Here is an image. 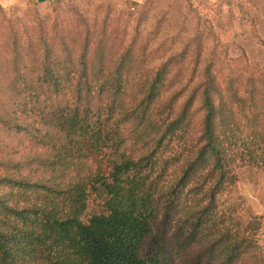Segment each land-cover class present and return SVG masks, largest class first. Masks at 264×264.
Segmentation results:
<instances>
[{
    "label": "trees",
    "instance_id": "trees-1",
    "mask_svg": "<svg viewBox=\"0 0 264 264\" xmlns=\"http://www.w3.org/2000/svg\"><path fill=\"white\" fill-rule=\"evenodd\" d=\"M147 6L127 14L138 20L129 41L111 16L90 21L72 0H57L49 14L0 7V128H50L48 143L65 146L47 160L0 163V264L261 257L255 222L263 218L244 227L220 196L239 168L264 169V98L247 105L249 95H264V67L248 72L245 53L225 72L212 61L184 98L190 84L169 77L175 69L184 77L188 59L198 58L186 45L155 65L159 50L141 30ZM197 103L203 120L191 137ZM97 159L113 172L81 173ZM93 194L103 211L88 217Z\"/></svg>",
    "mask_w": 264,
    "mask_h": 264
},
{
    "label": "rangeland",
    "instance_id": "rangeland-1",
    "mask_svg": "<svg viewBox=\"0 0 264 264\" xmlns=\"http://www.w3.org/2000/svg\"><path fill=\"white\" fill-rule=\"evenodd\" d=\"M72 1L75 5H79L90 21L97 16L98 23H100L105 16H111L110 25L114 23L112 25L121 31L126 29L127 41L130 40L132 29L138 22V20L134 21L135 18H128L127 14H136L143 5L148 4L149 6L145 9L146 16L140 20L141 30H144V36L149 37L151 49L159 50L156 53L155 65L158 66L169 57L179 54L187 47L186 45L191 47L189 49L198 58L197 62L194 58L188 59L184 77L176 74L179 69L173 70L169 77L170 80L181 82L183 85L190 84L191 87L183 94L184 98H187L193 88L203 80L204 69L212 61L225 72L230 67V58L240 57L245 53L246 57L242 59V64L248 67V72L252 69L250 66L264 67V0ZM56 2L57 0H45L44 2L0 0V7L7 11L16 9L17 15L30 14L34 8L41 14H49L56 8ZM57 10L54 14L58 12L62 15L65 12L63 8H60V11ZM118 15L120 19L114 20ZM241 84L245 89L246 85L243 82ZM251 87L252 85L247 88ZM262 88L264 90V87ZM261 97L264 98V95L257 94V97L254 94L249 95L247 105L259 101ZM259 106L264 110V99ZM195 109L191 137H193V132H197L200 128L203 120V110L199 107V103ZM263 118L264 114L261 115V119ZM29 122H32V118L27 119L26 125ZM18 130L14 133L3 127L0 128V163H26L34 159L47 160L55 152L65 150V146H61L59 142L48 143L53 141L55 133L50 128L29 125ZM97 167H103L104 174H111L114 170L113 165L97 159V162H86L81 166L80 171L84 173L89 168L96 169ZM237 175L235 185L221 195L220 199L224 202V207L232 210L244 227L253 217L263 218L255 222L259 225L257 240L261 257L248 260L245 264H264V169L241 167L237 170ZM102 211L103 202L96 195H91L87 216L97 215ZM168 239H172L170 233Z\"/></svg>",
    "mask_w": 264,
    "mask_h": 264
},
{
    "label": "water",
    "instance_id": "water-1",
    "mask_svg": "<svg viewBox=\"0 0 264 264\" xmlns=\"http://www.w3.org/2000/svg\"><path fill=\"white\" fill-rule=\"evenodd\" d=\"M39 2H44L45 0H38Z\"/></svg>",
    "mask_w": 264,
    "mask_h": 264
}]
</instances>
